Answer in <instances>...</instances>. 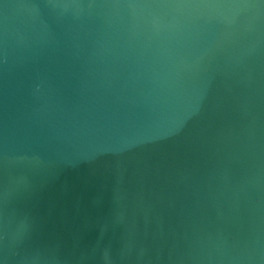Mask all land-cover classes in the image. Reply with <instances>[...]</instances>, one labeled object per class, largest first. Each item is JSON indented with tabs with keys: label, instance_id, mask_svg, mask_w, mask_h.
Masks as SVG:
<instances>
[{
	"label": "water",
	"instance_id": "water-1",
	"mask_svg": "<svg viewBox=\"0 0 264 264\" xmlns=\"http://www.w3.org/2000/svg\"><path fill=\"white\" fill-rule=\"evenodd\" d=\"M0 264H264V0H0Z\"/></svg>",
	"mask_w": 264,
	"mask_h": 264
}]
</instances>
